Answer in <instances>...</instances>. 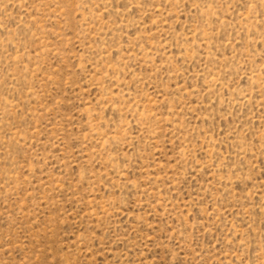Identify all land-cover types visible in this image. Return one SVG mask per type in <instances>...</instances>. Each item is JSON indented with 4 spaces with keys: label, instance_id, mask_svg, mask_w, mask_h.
I'll return each mask as SVG.
<instances>
[{
    "label": "rangeland",
    "instance_id": "374dc122",
    "mask_svg": "<svg viewBox=\"0 0 264 264\" xmlns=\"http://www.w3.org/2000/svg\"><path fill=\"white\" fill-rule=\"evenodd\" d=\"M0 264H264V0H0Z\"/></svg>",
    "mask_w": 264,
    "mask_h": 264
}]
</instances>
